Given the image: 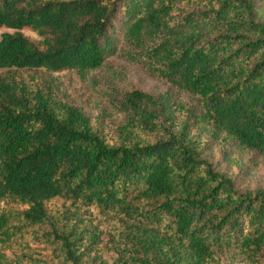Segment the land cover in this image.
Segmentation results:
<instances>
[{
  "label": "trees",
  "instance_id": "1",
  "mask_svg": "<svg viewBox=\"0 0 264 264\" xmlns=\"http://www.w3.org/2000/svg\"><path fill=\"white\" fill-rule=\"evenodd\" d=\"M0 28L14 31L0 35V70L83 76L121 39L199 105L133 89L107 136L50 86L0 72V264H222L228 250L246 264L264 258V189L239 190L202 156L195 132L264 154L254 0H0Z\"/></svg>",
  "mask_w": 264,
  "mask_h": 264
},
{
  "label": "rangeland",
  "instance_id": "2",
  "mask_svg": "<svg viewBox=\"0 0 264 264\" xmlns=\"http://www.w3.org/2000/svg\"><path fill=\"white\" fill-rule=\"evenodd\" d=\"M254 2L256 20L264 24V0ZM5 32L14 31L0 28V35ZM20 32L38 47H42V38L35 31L25 28ZM0 72L3 76L19 81L50 86L59 100L80 109L94 128L107 136L106 133H110L124 121V115L119 110L120 101L125 92L133 89L152 95L163 94L174 105L199 106L192 96L178 92L151 75L139 52L121 39L116 43L115 53L107 56L100 68L88 70L83 76L74 70L50 72L44 69H10ZM195 132L200 134L204 143L202 156L217 171L231 177L239 190L264 189V154L239 148L232 140L222 138L220 133L213 135L210 129ZM42 228L46 229L47 226ZM221 261L222 264H246L243 257L234 250L222 251ZM254 264H264V258Z\"/></svg>",
  "mask_w": 264,
  "mask_h": 264
}]
</instances>
